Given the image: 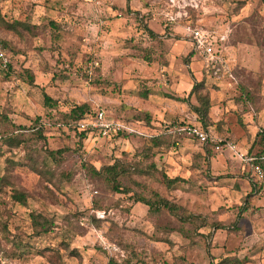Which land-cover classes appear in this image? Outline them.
<instances>
[{"label":"rangeland","instance_id":"374dc122","mask_svg":"<svg viewBox=\"0 0 264 264\" xmlns=\"http://www.w3.org/2000/svg\"><path fill=\"white\" fill-rule=\"evenodd\" d=\"M167 17L175 21L168 23ZM0 18L30 25L16 33L0 27L11 66L8 74L0 69V177L6 161L23 163L28 156L48 173L67 177L52 187L27 167L13 166V187L26 198L8 188L0 193V264H211L223 258L264 264L263 178L258 182L237 156L251 157L260 147L250 153L235 147L228 157L249 168L244 190L222 178V171L212 175L209 161L184 137L163 134L168 140L157 153L149 141L137 138L81 141L61 124L62 116L79 105L102 110L108 119L131 121L149 95V103L173 101L175 77L181 82L175 90L188 98L200 80V63L186 26L213 34L214 42L224 38L217 46L233 68L236 90L256 109L264 108V8L258 0H0ZM254 67L255 73L247 69ZM156 112L162 118V109ZM183 114L181 120H163L166 126L197 123L189 108ZM150 122L149 116L145 125ZM36 128L41 139H29ZM4 136H19L22 144L9 148L1 142ZM141 150L154 154L165 175L183 181L165 190L156 182L144 185L135 177L140 186L122 179L121 186L132 192L118 194L92 171ZM209 155L221 153L212 148ZM134 192L146 199L155 192L178 208L176 215L134 204ZM93 199L105 207L94 214L95 224L87 219ZM32 212L52 218L55 228L34 236ZM186 214L204 221L184 222Z\"/></svg>","mask_w":264,"mask_h":264},{"label":"trees","instance_id":"16d2710c","mask_svg":"<svg viewBox=\"0 0 264 264\" xmlns=\"http://www.w3.org/2000/svg\"><path fill=\"white\" fill-rule=\"evenodd\" d=\"M260 5L264 8V0H258ZM137 15V14H136ZM48 24H51L49 21ZM0 27L5 31H10L16 33L18 29L20 30H26L30 28L29 24H26L24 21H11V22H5L0 18ZM146 33L148 35H152V32L146 28H144ZM7 43L4 41H0V49L5 52L6 57L8 55L6 54ZM8 59V58H7ZM1 69V68H0ZM3 70L5 73H9L11 70L10 62L6 64ZM247 93V92H246ZM142 98L145 97V94H141ZM187 97H192L194 100V104H191L188 100V98L184 100L177 99V101H183L186 102L189 108L190 113L195 115L196 122L192 124H177L176 126L181 125H192L199 127L201 130L206 131L209 130V127L211 126V122L208 118V111L210 108L209 103V94L208 90L204 85L203 81H195L193 82L191 89L189 90ZM49 98L47 96H43V103L48 104ZM253 105V103H251ZM97 110L89 111L88 108L85 105H79L74 106L70 109L69 113L67 115L62 116V125L67 128V126H71V128H67V130L70 133H73L76 138H79L81 141L86 140L87 137L83 132L77 131L75 128L76 123L90 115H93ZM148 123L149 121V115L147 113H144L142 111H136L135 115L133 116V119L131 121L124 120V122H136L140 123L142 125H145V123ZM199 122V126H198ZM147 126V125H145ZM18 130H25L24 128H17ZM264 131V128H263ZM263 131L256 135L255 140L252 142L248 152L250 153L253 149L255 150L257 147H260V150H257L252 154V164L259 167L263 172V182L264 183V134ZM29 135V139H41V130L35 129L31 134ZM113 137H120V138H127L128 135L124 134H114L110 136L109 138ZM167 138V139H166ZM164 137V139L168 140V137ZM163 138H153L154 142L157 145H161L164 143ZM22 141L19 136H4L1 139V142L3 145L8 146L9 148H18ZM196 143V142H195ZM203 148L202 154H200V157L202 160L207 161L210 157L209 150L212 149V146L209 145H201ZM49 156H53V153L48 152ZM124 154H122L123 156ZM24 166L30 169L31 172L37 174L38 176L42 177L44 181L49 183L52 187H56V183L62 182L67 180V177L62 174H54V173H48L46 170L42 169L41 167H38L37 161L32 157L28 156L26 158V162L20 163L16 162V164L12 163L11 161H6L5 170L3 175L0 177V193H4V188H8L10 192H17L20 195H23L24 198H26V195L22 192H18L14 187L13 183L11 182V171L13 169V166ZM94 174L99 176L102 180H104L107 184V188L112 192H116L118 194H128L132 191L124 188L121 186L120 181L122 179L130 180L132 183L136 182L133 180L135 177L141 179L142 184L146 185L149 182H156L157 184L164 187L165 190H172L175 188V185L178 182H182L180 178H168L163 172H161L160 169L156 167V164L154 162V154L150 151H140L134 154L130 159L125 158H115L112 160V162L108 165L100 166L99 169L94 170ZM141 186L139 182H136ZM253 188V185H252ZM132 202L134 204H142L146 206L149 210L158 211L159 209H164L167 212H169L172 216L176 215V212L178 210L177 207L171 205L167 200L159 197L155 192H151L150 199H146L141 195L136 194L135 192L132 193L131 196ZM105 207L102 205V202L98 199H93L91 202V215L87 216V219L91 223H96V219L94 218V214L99 211H104ZM30 219V227H31V233L34 236H40L42 234H46L49 231H51L53 228H55V223L52 218H49L45 214L41 212H32L29 215ZM179 219V218H178ZM180 220V219H179ZM184 222L192 223L193 221H200L202 222L203 218L194 216L192 214H186L184 216ZM204 221V220H203ZM199 222V223H200ZM210 229H223L221 224H210ZM107 264H111V261L108 260ZM211 264H240L238 260L231 259V258H223L221 260H218L216 262H212Z\"/></svg>","mask_w":264,"mask_h":264},{"label":"crops","instance_id":"0c3cea01","mask_svg":"<svg viewBox=\"0 0 264 264\" xmlns=\"http://www.w3.org/2000/svg\"><path fill=\"white\" fill-rule=\"evenodd\" d=\"M225 62L229 69L230 77L223 76L222 78L215 80L213 78L209 79L206 77V75L203 72L202 63L199 59V63H200V67L198 68L199 71L198 75H200L199 81L204 82V85L207 88L209 94L210 108L208 111V118L211 122V126L209 127V130L215 132L216 134L220 135L223 138H227L228 140L232 141L235 144V147L238 152L246 153L248 152L252 142L255 140V135L257 134L258 127L262 126L264 128L263 126L264 108L256 109L253 105H251L252 103L251 100H247L245 96H242V94H240L236 90V84H235L236 81H234L235 76L232 75L233 68L228 64L226 60ZM242 68L244 67L242 66ZM247 69L252 73L257 72L256 67L247 68ZM167 73L168 76L170 77V80H172L173 76L170 74L169 69H167ZM176 82L181 83L180 80H177L175 77L174 83L171 82L172 85H170V90L174 93L176 92V94L172 95L174 97L173 101L167 100L169 102H163L160 100L159 101L155 100L154 103H149L151 99L149 98L151 95H149L148 103L144 102L145 103L144 106L137 108L139 111L147 113L151 117L150 125L145 126L141 124V126H139L141 127L140 130L147 134H152L155 136L152 138L129 136L127 138H137V139L149 141V145L151 147L150 150L153 149L154 152L157 151L158 153L159 150H162L163 146L157 145L154 142L153 138L155 137L163 138V134H166L162 130V127L167 125L165 124L167 122L163 120V117L166 118V120H172V121H174L175 119L181 120V113L182 115H186L183 113H185L188 110V105L186 102L177 101V99L180 100L183 99L181 98L180 94H178V91L175 90L177 85ZM161 109H162V118L158 119L156 118L158 115H156L155 113H157L156 111H159ZM175 109L178 110L179 113L176 112ZM166 112L171 113V115L170 114L164 115V113ZM193 120H196L195 115H193ZM157 121H161L160 122L161 124L158 125ZM155 126L159 127V130H157V132L153 129ZM198 126H199V122H198ZM258 132L260 133L259 130ZM183 140L194 143L195 148L198 147V153L202 154L203 148L201 147V145L187 138H183ZM218 153H221V156L208 158L209 162L206 163V168H208V170L209 169L211 170L212 175H217V173H215L216 171H222L221 174H224L222 178L224 177L225 179L230 178L232 179L231 182L233 183V185L234 183L239 184L240 189L243 187L244 190L248 189L249 188L248 179L251 178V175H249L248 172L249 168L245 165L235 164L229 161L228 157H230L231 152L226 149H223ZM230 174H234V176L231 177L229 176ZM166 175L168 178L176 177L183 180V178L177 176L176 174H171V176L169 174ZM250 186L252 187L251 184Z\"/></svg>","mask_w":264,"mask_h":264},{"label":"built area","instance_id":"2783aa9c","mask_svg":"<svg viewBox=\"0 0 264 264\" xmlns=\"http://www.w3.org/2000/svg\"><path fill=\"white\" fill-rule=\"evenodd\" d=\"M174 21L175 17H167L168 23H173ZM183 30L185 36L193 45V51L202 63L204 74L215 80H218L223 76L230 77L227 64L217 46L224 38L218 36L216 42H214V40H212L213 34L203 31L200 28L186 26ZM7 63L8 59L5 52L0 49V68L4 69ZM93 65V62L89 63L90 67ZM139 126H141V124L136 122L128 123L115 119H108L102 110H97L93 115L79 120L76 123L75 128L77 131L83 132L86 137L91 136L102 139H108L114 134H124L141 138H152L155 136L141 131V127ZM67 128H71V126L68 125ZM162 130L171 136H181L193 140L199 145L212 146L213 151L215 152H220L221 150L226 149L230 152L236 153L235 144L232 141L223 138L210 130L203 131L199 127L192 125H169L162 127ZM237 156L241 162L250 167L255 179L260 182L263 178V174L259 167L252 164V158L243 154H238Z\"/></svg>","mask_w":264,"mask_h":264}]
</instances>
